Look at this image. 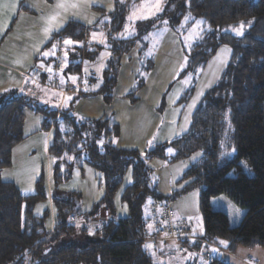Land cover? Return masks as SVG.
Wrapping results in <instances>:
<instances>
[{"label": "trees", "instance_id": "16d2710c", "mask_svg": "<svg viewBox=\"0 0 264 264\" xmlns=\"http://www.w3.org/2000/svg\"><path fill=\"white\" fill-rule=\"evenodd\" d=\"M161 7L153 20H160L178 36L180 26L190 25L193 19L202 18L205 24L197 40L186 44L179 37L183 67L174 80L197 74L218 47L226 45L230 50L218 79L201 95L182 135L143 151L117 148L119 126L110 117L86 118L73 113L81 96L100 95L106 104L111 102L121 59L141 39L142 32L120 35L129 11L122 0H114L111 12L94 8L100 19L91 25L69 20L51 34L35 58V64L48 65L53 71L58 68L60 80L66 83L80 77L83 61H94L106 49L109 55L100 77L84 79L88 87L100 80L96 90L77 86L60 108L41 103L29 91L7 89L0 93V264H166L157 259L162 257L158 250L145 246L147 224L152 220L146 206L150 202L166 204L192 189L198 190L202 234L190 243L191 248L198 250L218 241L226 242L228 251L236 246L264 247V0H161ZM242 22V35L226 31ZM91 30L103 33V43L86 41ZM65 39L76 43L65 45ZM61 48L64 54L59 57ZM49 50L54 55L45 56ZM152 64L151 58H145L135 72L126 94L131 102L136 101L135 93L144 85ZM50 73L36 72L35 77L44 82ZM193 91L194 85L183 89L178 104L187 103ZM25 109L42 115V130L53 129L47 149L52 158L51 200L55 208L51 229L45 225L47 210L34 213L35 206L46 199L43 175L28 195L1 177L11 165L14 146L23 139ZM194 152L200 157L182 173L178 180L182 186L168 196L161 195L149 160L170 163ZM83 163L102 177V194L86 212L80 211L78 192L61 190ZM119 190V202L126 207L123 217L116 216L114 207ZM217 195L243 209L237 225H231L224 211L211 208L210 200ZM92 220L94 226L90 227ZM182 264L229 263L211 256H191Z\"/></svg>", "mask_w": 264, "mask_h": 264}, {"label": "crops", "instance_id": "0c3cea01", "mask_svg": "<svg viewBox=\"0 0 264 264\" xmlns=\"http://www.w3.org/2000/svg\"><path fill=\"white\" fill-rule=\"evenodd\" d=\"M19 2L20 0H0V24L3 25L0 30V42L2 41L0 43V93L7 89H15L19 92L29 91L34 93L41 103L60 108L66 104L70 94L74 92L69 89L76 91V87L80 86L85 90H96L100 80L88 87L84 79L91 75L100 77L109 55L106 49H102L94 61H83L80 77L68 80L66 83L60 80L61 76L57 69L53 71L48 65L35 64V58L51 34L62 28L69 20L91 25L100 19V13L94 8H102L106 12H111L114 9V0H69L78 6L69 7L67 12L56 8L58 0H24L20 9ZM13 3L16 5L15 11L11 8ZM57 11L61 12L59 19L63 21L62 26L59 29L54 28L46 38L43 29L46 27L47 18ZM162 27L164 28L159 34V45L155 46V52L153 50L148 55L152 59V69L148 72L144 85L136 91L135 102L127 98L126 94L129 89L126 88L134 83L135 72L141 60L139 51L147 49L145 42L137 43L138 45L136 44L128 55L122 57L117 84L109 104H106L100 95L93 94L79 97L73 106V113L77 116L110 117L114 123L118 124L119 135L115 140L117 148L143 151L182 135L189 127L190 122L182 116L186 104H178L183 91L182 80H174L182 62L179 36L173 29L164 25ZM93 33L97 34L96 39H93ZM100 34V30H91L86 41L103 43V35ZM46 52H52V50ZM58 53V56H62ZM98 59H101L99 64L96 63ZM40 71L51 72L48 74L47 81L37 80L35 73ZM215 74L206 72V76L202 75L199 78L197 95L201 92L202 95L207 86L215 83L210 84ZM200 87L203 88L201 92ZM195 106L191 108L190 118ZM41 121L42 115L25 109L23 139L14 146L11 165L2 171L1 177L4 181L12 182L21 194L28 195L35 191V182L40 174L43 175L46 199L35 206L34 213L40 215L43 210H47L45 225L47 229H51L55 224V208L51 200L52 158L47 149L52 142L53 129L50 127L46 131L42 130ZM199 157L200 153L194 152L187 158L170 163L159 158L150 159L149 165L154 172L158 192L163 196H168L173 190L179 189L182 185L178 184V180L182 173ZM101 179L99 172L83 163L80 168L73 170L71 178L61 186V190L78 192L80 211L86 212L102 194ZM128 180L129 174L125 177V183ZM119 195L120 190L114 199L115 213L117 217H123L126 215V207L119 202ZM148 205L146 211L152 217ZM166 205L172 211V221L184 220L186 223L189 235L184 240V249L179 250L177 243L160 240L163 234L156 233V224L152 221L147 224L146 242H150L162 258L164 254H174V260L169 259L172 260L171 264L178 262L182 264L181 261L184 262L195 255L196 250L190 247V243L196 241V237L202 234L198 190L192 189L174 200L167 201ZM237 224L231 223L233 226ZM204 250L208 251L209 257L218 258L229 264H264V247L236 246L228 251L225 249V244L218 241L209 243Z\"/></svg>", "mask_w": 264, "mask_h": 264}, {"label": "rangeland", "instance_id": "374dc122", "mask_svg": "<svg viewBox=\"0 0 264 264\" xmlns=\"http://www.w3.org/2000/svg\"><path fill=\"white\" fill-rule=\"evenodd\" d=\"M122 1L128 7L129 11H128V14L126 15V21H125L124 27H123L120 35L122 37H128V36L137 35L138 33L142 32L141 33L142 34L141 39L138 41L141 44L143 42H145L147 44V49L142 51V53L140 55V58H142L139 62V65H140V63L143 61V59L150 58L148 56L150 54V52L154 50L155 46L157 47L159 45V34L164 27H162V24H160V22H161L160 20L155 21L153 19L155 17H157L160 14V12H157L153 16H149L147 19H137V18L129 19V17L132 16L133 12H136L137 16H139L141 14V12L139 10L141 9V6L146 3V0H122ZM151 2L154 3L155 0H151ZM144 14L146 15V13H144ZM198 21H200L201 23L197 24ZM241 24L242 23L238 24L235 27H229L226 29V31L230 32L231 34H236V31H234L233 29L242 30L243 27L241 29ZM204 28H205V24H204L202 18L193 19V21L190 25L180 26L179 37H180L182 42L188 44L190 42L197 40L200 37V33ZM189 36H191L192 38L188 39ZM226 49L229 50V48L226 45H222V46L218 47L216 53L206 62V64L203 66V68L197 74L196 73L195 74L194 73L189 74L184 79H181L182 80L181 82L183 84V89L188 88L190 85L191 86L194 85V88H195L193 91V97L189 101H187V103H185L186 105H185V109H184V112L182 115L183 119H186L188 122L191 121V118H190V114L192 111L191 108H193L195 105H197V99L201 95V93H202L201 91H203V88L200 87L201 93L198 95L196 93L197 87L199 84L198 82H200L199 78H201L202 75L206 76V72H208V73L214 72V73H216L215 74L216 76L210 84H212L213 82H216L217 78L219 77V75H220L222 69L224 68L225 63L227 62L228 57H229V51H226ZM155 50H154V52H155ZM180 52L182 53L181 54L182 55L181 61H182L183 60L182 48H181ZM59 53H60V55L63 56L64 50L62 49L61 51H59ZM218 57H219V59H218ZM221 60H223L224 63H221ZM61 63L63 64L62 60L60 59L59 65L62 66ZM96 63L97 64L101 63V59H98L96 61ZM180 66H181V64H180ZM179 67H178V69H179ZM178 69H177V71H178ZM57 70H58V68H57ZM132 85H131V87H132ZM131 87L129 85L126 89L130 90ZM209 87L210 86H207V88L205 90H207ZM116 89H118V88H116ZM190 105H193V106L189 107ZM122 205L124 206L123 203H122ZM210 206L212 209H218V210L224 211L228 215L230 223H238L241 215L244 212L242 208L238 207L235 203H233L230 199H228L224 195H217V196L212 197L210 200ZM67 240H69V239H64V241H67ZM145 246L147 248H150L152 245L150 244V242H147V243H145ZM206 250H204V248L202 247V248L196 250V252L194 253L195 254L194 256H197L198 258H200L201 256L205 257L206 253L208 252ZM170 258L172 260H174V254L167 253V254H164V258L157 257V259H159V262L162 261L166 264L171 263L172 260L170 261L169 260ZM181 263H183V261H181ZM178 264H179V262H178Z\"/></svg>", "mask_w": 264, "mask_h": 264}, {"label": "snow or ice", "instance_id": "6c2138e0", "mask_svg": "<svg viewBox=\"0 0 264 264\" xmlns=\"http://www.w3.org/2000/svg\"><path fill=\"white\" fill-rule=\"evenodd\" d=\"M78 5L74 2H69V0H58V3L56 5V8L59 10H62L64 12H67L68 8H75ZM11 8L13 11H15L16 5L13 3L11 5ZM141 12V14L139 16H137L136 12H133L132 16L129 17V19L132 18H137V19H147L149 16H153L155 15L157 12L162 11V7H161V0H155L154 3L151 2V0H146V3L144 5L141 6V9L139 10ZM146 13V15L144 14ZM61 15L60 11H57L54 15H51L47 18V24L46 27L43 29L44 33H45V37L47 38L50 33L53 31V29H59L62 26L63 21L59 19ZM189 17H185V20H187ZM89 23H91V21H89ZM167 23V22H165ZM201 23L200 21L197 22V24ZM3 25L0 24V30H2ZM243 27V22L241 24V29ZM234 31H236L237 35H242L243 32L242 30H237V29H233ZM101 36L103 35L102 33L100 34ZM97 38V34L93 33V39ZM192 37L189 36L188 39H191ZM73 43H76L74 41H72L71 39H65L64 40V44L65 45H71ZM56 45H53V48H55ZM226 51H230L228 49H226ZM45 56H48L50 54L54 55V53H50V52H45L43 53ZM65 56H67V52H65ZM219 59V57H218ZM221 63H224L223 60H221ZM181 67H183V65H181ZM49 71H51V69H48ZM73 79H75L73 77ZM63 82V81H62ZM70 99V97L68 98ZM193 105H190L189 107H192ZM151 143V142H149ZM169 151H172L171 149H169ZM27 191V190H25ZM195 195V194H193ZM221 243H226V242H221ZM213 251H216V249H213Z\"/></svg>", "mask_w": 264, "mask_h": 264}, {"label": "built area", "instance_id": "2783aa9c", "mask_svg": "<svg viewBox=\"0 0 264 264\" xmlns=\"http://www.w3.org/2000/svg\"><path fill=\"white\" fill-rule=\"evenodd\" d=\"M74 90V89H72ZM69 89V91H72ZM152 214V222L156 224V233H162L160 240L163 242H174L178 244V249L183 250L185 247L184 240L189 235L184 220L172 221V211L168 205H159L157 202H150L148 205ZM102 216L103 213H100ZM95 220H92L90 227L94 226ZM197 238V237H196ZM227 250V249H226ZM206 253L205 257H209Z\"/></svg>", "mask_w": 264, "mask_h": 264}]
</instances>
